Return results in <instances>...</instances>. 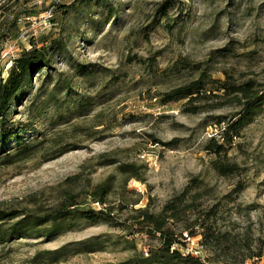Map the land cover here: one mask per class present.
I'll use <instances>...</instances> for the list:
<instances>
[{"label": "rangeland", "instance_id": "1", "mask_svg": "<svg viewBox=\"0 0 264 264\" xmlns=\"http://www.w3.org/2000/svg\"><path fill=\"white\" fill-rule=\"evenodd\" d=\"M45 11L0 0V78L22 52L47 50L50 60L0 126L37 147L28 159L14 139L0 147V209L45 210L66 191L91 204L88 194L107 182L111 194L95 210L111 209L113 220L0 244V264L142 262L160 241L136 225V210L160 213L194 179L207 191L169 226L194 225L197 235L184 232L174 249L204 264H264V103L229 150L241 174L219 176L205 151L217 122L243 109L223 85L252 82L264 92V0H103L50 19ZM202 77L201 102L163 103ZM109 160L117 163L104 166ZM123 164H135L140 180H127Z\"/></svg>", "mask_w": 264, "mask_h": 264}, {"label": "trees", "instance_id": "2", "mask_svg": "<svg viewBox=\"0 0 264 264\" xmlns=\"http://www.w3.org/2000/svg\"><path fill=\"white\" fill-rule=\"evenodd\" d=\"M103 0H77L71 6L58 10L67 14L69 8L82 3H100ZM47 50L32 49L22 52L15 58L9 68L5 78H0V126H4L11 110V105L20 96H22L32 81V75L36 69L45 65L49 67L50 60L47 58ZM205 89V77L193 82L190 85L171 90L163 95V103L167 101L188 100L189 104L201 102L204 96L202 91ZM223 90L229 96H234L237 105H242V112L238 114L236 120L226 122L221 118L217 123L220 132L216 136H212L205 146V151L214 158L211 160V167L221 177H229L241 174L240 166L231 162L229 159V150L236 146V139L240 137V132L244 126L252 120L257 111L262 110L264 103V92H258L252 82L242 85L229 84L223 85ZM200 111L197 107H189L187 112L197 114ZM224 125V126H223ZM16 128L5 129L0 132L1 149H6V143L13 139L18 144L16 155L21 159H28L31 153L36 150L35 147L21 146L20 135L17 134ZM156 144H162L158 140H154ZM176 141L162 144L163 146L174 145ZM6 144V145H5ZM16 144V145H17ZM116 160H109L103 165H114ZM135 164H123L118 166L119 172L127 179L140 180ZM112 186L103 183L95 187L88 194L91 198V204L84 203L80 200V196L73 192H64L58 201L52 206L43 210L24 208L21 210H3L0 209V244L13 242L17 239L29 238H52L56 237L67 230L72 229L79 223H111L113 215L111 209L96 211L93 203L106 205L107 198L111 194ZM207 191L203 187V183L194 179L180 193L170 199L158 214L150 212L148 208L136 210L138 213L137 226L141 229H147L148 233L157 236L160 245L157 249L149 250L148 256L143 261L132 260L128 264H168L176 262L182 264H204L199 258L188 254L184 255L179 250L174 249L178 244L181 245L180 238L183 233L188 232V237H195L197 234L192 230L195 226H185L179 233L173 231L169 224L179 222L182 217L189 211L197 208L198 201ZM91 205V206H90ZM214 215L213 211L210 212ZM202 233L208 232L205 226L200 225ZM202 234L206 236L207 234ZM210 234H208L209 236ZM210 237V236H209ZM173 249V250H172ZM263 251L257 253L256 257H262Z\"/></svg>", "mask_w": 264, "mask_h": 264}, {"label": "built area", "instance_id": "3", "mask_svg": "<svg viewBox=\"0 0 264 264\" xmlns=\"http://www.w3.org/2000/svg\"><path fill=\"white\" fill-rule=\"evenodd\" d=\"M35 6H45L46 11L44 13V16L46 19L52 18L58 10L61 8H65L68 6H71L74 4L77 0H30ZM96 206L101 208V205L99 203H93L92 207L96 209Z\"/></svg>", "mask_w": 264, "mask_h": 264}]
</instances>
